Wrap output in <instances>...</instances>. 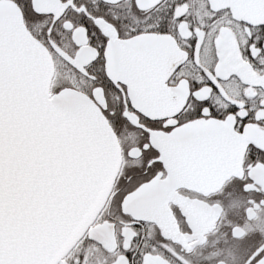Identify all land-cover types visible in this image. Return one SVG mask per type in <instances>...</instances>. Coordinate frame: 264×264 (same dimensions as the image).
Masks as SVG:
<instances>
[{
	"label": "snow or ice",
	"instance_id": "1",
	"mask_svg": "<svg viewBox=\"0 0 264 264\" xmlns=\"http://www.w3.org/2000/svg\"><path fill=\"white\" fill-rule=\"evenodd\" d=\"M0 264H264V0H0Z\"/></svg>",
	"mask_w": 264,
	"mask_h": 264
}]
</instances>
